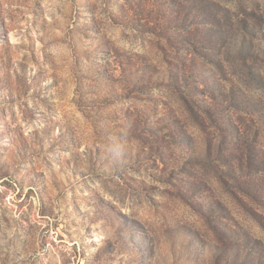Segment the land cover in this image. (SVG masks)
Segmentation results:
<instances>
[{
  "label": "rangeland",
  "instance_id": "rangeland-1",
  "mask_svg": "<svg viewBox=\"0 0 264 264\" xmlns=\"http://www.w3.org/2000/svg\"><path fill=\"white\" fill-rule=\"evenodd\" d=\"M0 264H264V0H0Z\"/></svg>",
  "mask_w": 264,
  "mask_h": 264
},
{
  "label": "clouds",
  "instance_id": "clouds-1",
  "mask_svg": "<svg viewBox=\"0 0 264 264\" xmlns=\"http://www.w3.org/2000/svg\"><path fill=\"white\" fill-rule=\"evenodd\" d=\"M131 146L127 128H121L109 133L107 151L113 163H121L123 158L129 153Z\"/></svg>",
  "mask_w": 264,
  "mask_h": 264
}]
</instances>
